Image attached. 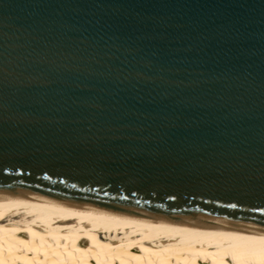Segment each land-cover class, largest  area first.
Returning <instances> with one entry per match:
<instances>
[{
	"label": "water",
	"instance_id": "water-1",
	"mask_svg": "<svg viewBox=\"0 0 264 264\" xmlns=\"http://www.w3.org/2000/svg\"><path fill=\"white\" fill-rule=\"evenodd\" d=\"M0 192L264 226V0H0Z\"/></svg>",
	"mask_w": 264,
	"mask_h": 264
},
{
	"label": "bare ground",
	"instance_id": "bare-ground-1",
	"mask_svg": "<svg viewBox=\"0 0 264 264\" xmlns=\"http://www.w3.org/2000/svg\"><path fill=\"white\" fill-rule=\"evenodd\" d=\"M0 264H264V226L0 192Z\"/></svg>",
	"mask_w": 264,
	"mask_h": 264
}]
</instances>
